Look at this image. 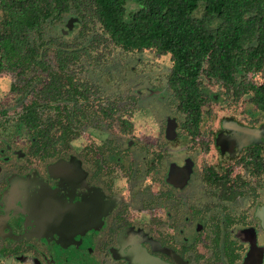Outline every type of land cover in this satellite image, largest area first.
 Segmentation results:
<instances>
[{
  "label": "flooded vegetation",
  "instance_id": "obj_1",
  "mask_svg": "<svg viewBox=\"0 0 264 264\" xmlns=\"http://www.w3.org/2000/svg\"><path fill=\"white\" fill-rule=\"evenodd\" d=\"M170 119L164 154L129 160L117 149L38 166L0 140V264H264V124L201 122L191 138Z\"/></svg>",
  "mask_w": 264,
  "mask_h": 264
},
{
  "label": "trees",
  "instance_id": "obj_2",
  "mask_svg": "<svg viewBox=\"0 0 264 264\" xmlns=\"http://www.w3.org/2000/svg\"><path fill=\"white\" fill-rule=\"evenodd\" d=\"M46 29H57L61 35L52 37ZM71 30L82 44L73 47L64 41L62 33L69 35ZM99 45H111L124 54L169 56L167 88L183 115L179 124L191 138L203 121V104L216 98L202 79L220 85L227 95L251 92L249 104L264 115V84L254 85L247 78L264 68V0H0V73L11 62L29 72L46 68L52 51L56 70L47 69L48 74L71 78V66L81 57L90 59L89 53ZM31 84L24 90L13 88L19 92L18 103ZM89 93L83 86L82 99L88 100ZM34 95L41 103L33 101L17 117L19 127L31 133L27 153L14 149L20 157L46 156L65 146L78 135L79 120L86 119L84 106L79 107L68 90L43 87ZM58 103L63 104V123L51 132L48 116L43 119L42 114L45 109L54 113ZM99 112L111 118V108ZM119 123L122 131L130 126L125 120Z\"/></svg>",
  "mask_w": 264,
  "mask_h": 264
},
{
  "label": "rangeland",
  "instance_id": "obj_3",
  "mask_svg": "<svg viewBox=\"0 0 264 264\" xmlns=\"http://www.w3.org/2000/svg\"><path fill=\"white\" fill-rule=\"evenodd\" d=\"M45 32L52 37L61 35L57 29H46ZM62 35L64 41L73 47L82 44V39L75 40L74 30H71L69 35L63 33ZM89 54L90 59L81 57L71 66L73 72L71 78L65 73L59 77L48 74L47 69L56 70L52 51L47 53L46 68L38 66L29 72L11 62L9 69L0 73V140L8 138L12 150L19 148L27 151L31 133L25 130L24 126V129L19 127L17 116L21 112L24 113L25 107L33 101L41 103L35 97L34 91L47 87L60 93L68 90L74 96L75 103L79 107L84 106L86 119L79 120L78 135L74 139L63 147L57 146L49 155H41L43 159L34 158L30 164L39 166L40 162L65 158L69 154H76L83 160L88 155L100 156L117 149L119 155L128 158L126 160L136 154H143L142 151L145 155L164 154L161 152L165 149L163 141L165 117L169 116L173 123H179L183 118L177 111L166 84L171 66L169 56L156 57L151 52L124 54L111 45H99L95 52ZM247 78L254 85L264 84V68L260 72L248 74ZM29 81L32 84L28 92L24 93L22 102L18 103L19 92L13 88L24 90ZM202 84L210 93L216 95L213 101L203 104L201 108L204 115L203 126H208L219 119H231L232 123L235 121L244 124H264V115L248 102L251 92L237 91L227 95L223 88L214 82L202 79ZM83 86L90 89L86 101L82 99ZM62 105L58 103L54 113L53 110H50V113L47 109L43 110L42 118L48 116L51 132L58 130L63 123ZM101 108H111V118H103L99 112ZM120 120H125L130 125L126 131L121 130ZM177 134V139L184 138L181 136L184 133L180 129H177ZM125 142L131 143V149L123 148ZM262 143L264 145V141ZM173 145V150L179 149ZM187 148L188 154L200 155L197 145ZM192 148L196 150H191ZM0 153L5 154L2 150ZM173 154H180V151ZM210 155L215 156L213 150H210L207 157ZM112 177H116L119 185L124 186L118 188V192L122 189L127 191L128 179L125 174L118 172ZM124 198L127 199L125 194Z\"/></svg>",
  "mask_w": 264,
  "mask_h": 264
},
{
  "label": "water",
  "instance_id": "obj_4",
  "mask_svg": "<svg viewBox=\"0 0 264 264\" xmlns=\"http://www.w3.org/2000/svg\"><path fill=\"white\" fill-rule=\"evenodd\" d=\"M171 123H172V126H173L174 123L173 122H171ZM169 130H171V128H169Z\"/></svg>",
  "mask_w": 264,
  "mask_h": 264
}]
</instances>
